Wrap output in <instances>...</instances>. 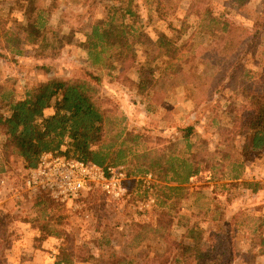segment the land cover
<instances>
[{
  "label": "trees",
  "instance_id": "16d2710c",
  "mask_svg": "<svg viewBox=\"0 0 264 264\" xmlns=\"http://www.w3.org/2000/svg\"><path fill=\"white\" fill-rule=\"evenodd\" d=\"M250 1L226 0L216 13L214 0H191L187 14L197 21L191 35L186 39H153L145 26L155 20L169 19L171 7L165 0H112L102 22H92L86 32L81 45L85 59L73 76L56 75L34 82L19 97L0 90V176L16 168L26 173L37 165L44 151H52L63 158H77L104 167L125 164L130 175L151 172L159 180L151 219L131 214L130 221L125 218L104 223L101 217L96 219L93 232L89 229L91 239L87 231L80 233L74 226H66L71 224L67 209L47 193L0 206V264L7 262L13 244L23 238L18 222L36 229L33 247L46 256L49 250L44 243L49 239L61 241L60 252L49 264L86 262L94 258L93 244L100 248V254L117 259L120 264H135L132 259L118 255L121 251L112 244L113 239L120 235L129 248L139 247L150 237L172 245V224L175 220L178 226L185 223L186 206L207 225L202 226L199 220L190 227L188 236L193 242L184 245L175 262L236 264L239 233L245 235L243 240L258 236L264 244L263 232H259L264 228L263 203L252 211L245 212V207L236 206L227 213L218 199L190 186L193 178L206 175L219 196L226 198L235 189H248L255 194L264 188L263 182L245 177L247 163L264 158V62L257 76L243 67L244 59L255 56L264 44V9L262 13L253 11ZM35 2L25 0L22 14L42 35L38 37L37 49L32 52L26 47L35 42L31 34L21 38L16 27L0 22V57L32 54L42 63V68L50 71L62 55V29L48 25L46 12L36 8ZM140 3L144 13L139 10ZM238 13L252 19V25L238 21L235 18ZM208 35L213 41L204 54H199L200 39ZM142 45L151 47V57L147 65L139 67L138 51ZM211 68L213 73L223 71L225 77L219 80L207 73ZM118 69L124 73L136 69L139 88L156 98L157 103L163 101L168 87L180 86L185 77L194 74L206 73L198 83V111L212 102L222 85L245 95L241 103L225 104L228 119L221 120L219 113L212 116L214 127L240 135L241 150L237 153L211 149L198 128L201 115L181 126L173 121L175 129L172 126L163 129L159 120L142 127L131 126L120 106L100 92L106 78L111 81L121 76L114 73ZM171 116L167 112L163 118ZM171 132L177 137L167 136ZM137 183L131 181L128 197L133 191L139 193ZM86 201L101 214L106 211V198L100 190L91 192ZM25 245L22 243L20 247ZM171 254L167 250L163 257L149 259L144 264H172Z\"/></svg>",
  "mask_w": 264,
  "mask_h": 264
},
{
  "label": "rangeland",
  "instance_id": "374dc122",
  "mask_svg": "<svg viewBox=\"0 0 264 264\" xmlns=\"http://www.w3.org/2000/svg\"><path fill=\"white\" fill-rule=\"evenodd\" d=\"M36 1L35 7L46 12V17L49 20L48 25L62 29L60 40L63 44V51L61 57L57 58V61L53 63L54 68L50 71L42 68V63L32 54L25 56L11 55L9 58L0 57V90L11 93L13 97H19L24 94L27 88L34 82L47 80L56 75L73 76L85 59V54L81 51V45L86 38V32L89 30L92 22H102L105 9L112 0ZM225 1L214 0L216 13H219ZM165 2L171 7L169 19L167 21L155 20L145 26V31L153 39L160 37L173 39L179 37L182 39L188 38L195 30L197 23L194 16L187 14L191 0H165ZM24 3L25 0H0V22L8 23L16 27L21 38L31 34L30 36L35 38V42L28 44L26 47L34 52L38 47V37L42 35L23 17L22 13L25 10ZM138 7L140 12L144 13L141 10V3ZM250 7L253 11L262 13L264 0H251ZM87 13H91V15ZM235 18L248 26H251L253 23L252 19L240 13ZM60 22H62L61 25ZM200 40L201 44L198 46V53L204 54L205 49L212 43L213 38L208 35ZM150 49L151 47L149 45H142L139 49L137 59L139 67L149 63L151 57ZM263 62L264 44L261 45L255 56H249L244 59L243 67L254 71L257 76L262 70L261 63L263 64ZM98 68L100 69V67ZM206 72L212 73L211 75L219 80L225 77L224 72L220 70L213 73L214 70L211 68ZM114 73H120L121 76L111 81L109 78H106L107 80L101 86L100 92L102 95L110 97L120 106L128 116L131 126L142 127L153 120H159L162 121L159 124L163 129L170 126L175 129L176 127L173 121L181 126L189 121H196L199 115H201L202 118H200L201 122L198 128L209 141L211 149H229L237 153L241 150L243 139L240 135L237 133H228L222 127H214L212 116L215 113H219L221 120L228 119L229 116L225 114L227 108L225 104L231 102L241 103L245 95L228 90V88L222 85L221 87L226 89L221 90L220 87L212 102L202 105V109L198 111L196 110L199 95L198 83L206 76V73L187 76L180 86L168 87L161 103H157L156 98L147 95L139 88V78L136 69L125 73L123 69H118ZM155 87L156 83L153 88ZM167 112H171L172 116L170 119L163 118ZM173 135L177 137L174 132L167 134V136L174 139L175 137ZM28 171L29 168L26 173L23 169L19 170L16 168L0 176V206L8 203L14 204L16 202L9 188H19L28 176ZM245 177L264 183L263 157L247 163ZM139 184L138 182L135 185ZM128 186V194L122 201L111 202L105 196L107 208L103 214L100 213V210L93 208L86 199L82 202L81 208L60 204L67 209L71 222V224H67L66 226H74L79 232L83 230L87 231V234L90 235L88 237L91 239L93 228L101 217H103L104 223L105 220L110 223H115L125 218H128V221H130L132 215L136 216L137 214H141V217L146 220L151 219L152 210L156 206V190L153 193L147 192L140 184V194L137 191H133L128 197L132 189L131 182H129ZM190 186L192 190L203 192L212 198L218 199L220 206L227 213L234 210L236 206L241 209L245 207L246 212L255 210L256 205L264 204V188L255 194L250 193L248 189H235L232 190L231 197L226 198L225 196H219L220 193L214 187V183L210 182L206 175L193 178ZM33 198L35 197H27L21 201H17V203L25 202ZM248 206L250 207L248 208ZM140 207H143V209ZM183 213L185 214L183 219L185 223L181 222V226H178L177 220H175L172 224V239L174 240L172 245H166L164 241L156 237H150L139 247L129 248L126 246V239L120 238V235L116 239H113L112 244H115V248L121 251V253L117 252L120 257L132 259L135 264H144L149 259L163 257L167 250H171L172 264H183L178 260L175 262V259L185 244L193 242L192 238L189 237L190 234L188 236L189 229L195 222L201 220L200 216L192 215V210L188 206L184 207ZM240 216L243 217L244 212ZM200 224L204 227L207 225L203 220L200 221ZM18 226L21 229L23 238H19L13 244L11 251L7 254V262L5 264H49L53 261L54 256L60 252L61 241L59 239H49L44 243V247L49 250L48 255L46 256L40 251H36L34 255L33 235L37 232L36 229L32 225L23 222H18ZM259 232H263L264 235V228H261ZM244 237L245 235L243 233L238 234L237 248L239 250V258L236 264H264V244L262 243V238L256 236L252 240H243ZM22 243H26V245L20 247ZM91 247L94 251L92 252L94 258L90 257V260L86 262H78L75 264H120L117 259H110L108 255L100 254V248L96 244L91 245Z\"/></svg>",
  "mask_w": 264,
  "mask_h": 264
},
{
  "label": "built area",
  "instance_id": "2783aa9c",
  "mask_svg": "<svg viewBox=\"0 0 264 264\" xmlns=\"http://www.w3.org/2000/svg\"><path fill=\"white\" fill-rule=\"evenodd\" d=\"M133 180L150 193L156 190L159 182L151 172L130 175L125 164L104 167L44 151L37 165L29 168L24 183L17 189L9 190L16 202L47 193L61 205L81 208L82 202L96 189L111 202L122 201L128 194L129 182Z\"/></svg>",
  "mask_w": 264,
  "mask_h": 264
},
{
  "label": "crops",
  "instance_id": "0c3cea01",
  "mask_svg": "<svg viewBox=\"0 0 264 264\" xmlns=\"http://www.w3.org/2000/svg\"><path fill=\"white\" fill-rule=\"evenodd\" d=\"M59 250V249H58ZM34 253L36 252V250L33 251Z\"/></svg>",
  "mask_w": 264,
  "mask_h": 264
}]
</instances>
